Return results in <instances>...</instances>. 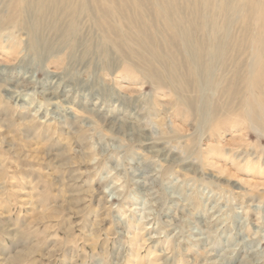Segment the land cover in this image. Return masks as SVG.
<instances>
[{"label":"rangeland","instance_id":"rangeland-1","mask_svg":"<svg viewBox=\"0 0 264 264\" xmlns=\"http://www.w3.org/2000/svg\"><path fill=\"white\" fill-rule=\"evenodd\" d=\"M39 1L0 0V264H264V0Z\"/></svg>","mask_w":264,"mask_h":264},{"label":"bare ground","instance_id":"bare-ground-1","mask_svg":"<svg viewBox=\"0 0 264 264\" xmlns=\"http://www.w3.org/2000/svg\"><path fill=\"white\" fill-rule=\"evenodd\" d=\"M29 4L33 7V6H37L38 8H43L44 7V3L42 2V1H39V0H29ZM263 16H264V11H263ZM262 20H263V17L261 18V20H260V22H262ZM168 25H169V27L171 28V30L173 29V31H174V33L176 34V32H175V29L177 28V24L175 25L173 22H171V21H168ZM260 25V24H259ZM263 26H264V21H263ZM262 34H264V30H263V32H262ZM187 40V39H186ZM185 40V41H186ZM190 41V40H189ZM185 43V42H184ZM186 44V43H185ZM195 57V56H194ZM258 57V56H257ZM197 58V57H196ZM263 78H264V76H263ZM54 97V96H53ZM52 97V98H53ZM262 99H264V97L262 98ZM249 101H248V109H249V116H250V120L252 121V124H257V122L258 121H260V122H263L264 120H261V118L259 117V111H260V114H262V115H264V108L263 107H259V108H261V109H259V108H257V107H254V105L256 104V102H257V100H255V99H248ZM259 104V103H258ZM189 106V105H188ZM193 106V105H192ZM229 108V107H228ZM245 110V109H244ZM226 117H227V114H224V115H222V116H217V118L216 119H218V121L217 122H219L220 121V126H221V128L223 127V122H225V120H227L226 119ZM261 127H262V125H261ZM258 129V128H257Z\"/></svg>","mask_w":264,"mask_h":264}]
</instances>
